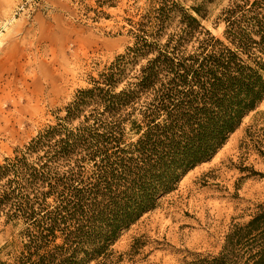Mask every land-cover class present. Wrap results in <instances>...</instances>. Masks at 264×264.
<instances>
[{
	"label": "trees",
	"instance_id": "trees-1",
	"mask_svg": "<svg viewBox=\"0 0 264 264\" xmlns=\"http://www.w3.org/2000/svg\"><path fill=\"white\" fill-rule=\"evenodd\" d=\"M217 19L222 39L175 0H148L133 44L0 164V220L18 228L0 264H111L121 232L258 107L264 0H229ZM187 264H264V205L232 227L217 256Z\"/></svg>",
	"mask_w": 264,
	"mask_h": 264
},
{
	"label": "rangeland",
	"instance_id": "rangeland-1",
	"mask_svg": "<svg viewBox=\"0 0 264 264\" xmlns=\"http://www.w3.org/2000/svg\"><path fill=\"white\" fill-rule=\"evenodd\" d=\"M175 1L222 39L224 23L217 18L229 0ZM147 2L0 0V164L63 117L76 93L90 88L92 79L133 44L130 31ZM195 7L202 16L192 11ZM9 20L13 23L3 31ZM261 205L264 100L209 161L189 171L155 209L121 232L111 247V264H187L215 257L232 227L247 223ZM17 231L0 220V249L9 245L1 259Z\"/></svg>",
	"mask_w": 264,
	"mask_h": 264
},
{
	"label": "bare ground",
	"instance_id": "bare-ground-1",
	"mask_svg": "<svg viewBox=\"0 0 264 264\" xmlns=\"http://www.w3.org/2000/svg\"><path fill=\"white\" fill-rule=\"evenodd\" d=\"M13 23V20H9V21H7V23H5L4 25H3V31L5 30V29H7L8 28V26L9 25H11ZM7 26V27H6ZM3 34L2 33H0V36H2Z\"/></svg>",
	"mask_w": 264,
	"mask_h": 264
}]
</instances>
